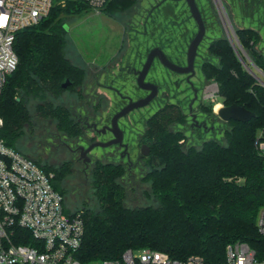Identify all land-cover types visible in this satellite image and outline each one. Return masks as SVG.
<instances>
[{"label": "trees", "instance_id": "trees-1", "mask_svg": "<svg viewBox=\"0 0 264 264\" xmlns=\"http://www.w3.org/2000/svg\"><path fill=\"white\" fill-rule=\"evenodd\" d=\"M137 2L107 0L101 9L119 17ZM205 2L213 6L212 0ZM91 9L82 1L65 0L64 5L53 6L39 24L17 34L14 50L19 64L0 100V118L4 123L0 139L16 151L20 152L16 142L31 122V100L35 101L37 119L52 118L61 133L80 134L70 110L51 107L49 100L65 92L78 95L76 88L85 84L86 69L66 56L64 25L67 18L81 16ZM151 26L160 30L162 25ZM131 27H125L129 35ZM162 33L163 30L151 32L161 36ZM236 34L264 73V53L256 48L262 42L261 35L250 28L236 29ZM208 52L209 59L200 66L203 77L218 85L224 106L238 105L255 117L247 123L225 122L222 137H218L216 129L208 138L210 135L202 134L188 137L183 130L175 129L174 125L186 123L185 115L176 106H167L152 115L144 138L151 149L149 170L142 181L149 185L148 195L156 205L127 208L126 192L119 182L126 170L112 165L93 169L92 188L98 208L84 205L73 211H82L85 222L77 253L82 264L116 260L127 250L144 249L164 252L180 261L200 256L206 264H222L227 247L237 242L248 244L259 257L264 256V236L257 226L264 208V154L259 149V143L264 142L260 135L264 130V86L245 69L226 37L213 40ZM67 79L72 85L63 89ZM213 107L210 103L202 111L216 117ZM52 171L53 186L65 198L66 206L63 182L72 168L64 164ZM20 232L28 235L26 231ZM15 242L23 244L17 239Z\"/></svg>", "mask_w": 264, "mask_h": 264}, {"label": "flooded vegetation", "instance_id": "flooded-vegetation-1", "mask_svg": "<svg viewBox=\"0 0 264 264\" xmlns=\"http://www.w3.org/2000/svg\"><path fill=\"white\" fill-rule=\"evenodd\" d=\"M167 1L161 0L150 9L147 16L143 19V32L137 31L133 22L126 23L124 26L125 28L127 24H129V27L132 25L130 28L131 32L136 31L137 37H143L145 38L144 40L153 37L154 42L147 48L145 54L141 53V51L131 52L129 49L122 48L119 54L106 67L99 68L84 64L89 69V73L95 78L93 80L95 85L92 90L88 92L90 87L85 84L77 87L78 98L70 106L66 104L63 95L50 98V106L69 109L74 124L81 129L80 134L77 136H68L57 129L60 134L58 136L59 140L57 142L55 140L52 141L60 151L61 165L66 164L73 169L76 165L81 164L85 170H93L101 165L118 166L129 172L144 169L147 167L145 161L151 154V149L144 141L147 132V122L152 115L171 105L178 107L185 115L184 130L189 131L190 136L201 134L208 136L216 133L215 130L217 128L209 120L210 114L202 111V107L210 104L206 96L209 86L207 87L208 82L206 79L198 75L197 69L198 61L203 63L210 57L208 52L210 44L206 49L201 50L204 43L208 40V29L212 23L216 26L218 19L222 21L225 27V23L228 24V21L231 22L232 18H235L237 29L250 28L259 34L263 33L264 0H221L224 8H218L215 4L212 6L210 2L205 4L203 0H196L205 25V37L197 50L194 73L181 74L173 72L162 64L159 57H156L145 80L146 83L157 88L154 100L148 106L134 110L119 119L118 125L122 133L121 143L114 144L108 148L97 147L86 156H82L83 150L81 148L86 150L96 143L106 144L117 140L112 131L114 117L131 102L144 100L152 94V90H144L137 84L138 74L147 62L151 51L159 49L174 65L180 68L188 67L189 47L198 34L199 27L184 0H172L174 6L171 10H163L168 14V18H172V21H169L171 23V34L169 37L165 38L162 34V36L159 35V39H155V35L147 33L149 24L157 23L156 19L161 14L160 11ZM238 15L241 18L246 17L245 19L247 20H240L242 23H239ZM247 21L250 23L248 26L246 25ZM124 43L125 41H123V46ZM132 44L133 42H131V47ZM116 68H118V73ZM95 72H99L101 78H104L103 81L96 78ZM118 84H122L123 87H118ZM128 85H130V88H128ZM100 91L110 93L111 97L106 95V93H99ZM190 95L191 97H189ZM161 102L163 104H160ZM154 104H159L160 106L149 118L145 116L143 119V110ZM137 116L142 118L140 119L141 123L145 122V132L143 134H139L132 127L134 120L137 121ZM46 120L56 124L52 118ZM126 131L131 134L129 138H127ZM144 147L149 148L148 155L143 154ZM96 149L103 151L101 153L102 157H95ZM93 155L95 156L93 157Z\"/></svg>", "mask_w": 264, "mask_h": 264}, {"label": "built area", "instance_id": "built-area-1", "mask_svg": "<svg viewBox=\"0 0 264 264\" xmlns=\"http://www.w3.org/2000/svg\"><path fill=\"white\" fill-rule=\"evenodd\" d=\"M53 1L0 0V100L19 64L14 50L17 34L47 17ZM78 1L100 10L107 0ZM218 92L217 84L207 88L206 96L214 104V113ZM3 124L0 119V129ZM259 149L264 154V142L259 143ZM53 179L54 174L46 173L34 160L0 139V264H82L77 253L85 233L83 213L67 211L65 198L54 188ZM257 226L264 236V208ZM16 239L23 244L16 243ZM94 264L206 263L200 256L180 261L164 252L144 249L127 250L119 259ZM222 264H264V256L259 257L246 243H235L227 247Z\"/></svg>", "mask_w": 264, "mask_h": 264}, {"label": "rangeland", "instance_id": "rangeland-1", "mask_svg": "<svg viewBox=\"0 0 264 264\" xmlns=\"http://www.w3.org/2000/svg\"><path fill=\"white\" fill-rule=\"evenodd\" d=\"M61 1L62 0H54L53 6L64 5L63 3H61ZM160 1L161 0H138L136 6L132 7L129 11L122 14V16L120 15L119 17L109 15L102 9H91L81 16L67 18L66 24L64 25V28H67L65 34L66 56L76 65L82 66L86 69L88 76L85 85L90 87L88 92H90L95 85V82L93 81L95 78L91 73H89V69H87L84 64H90L99 68L106 67L109 62L119 54L122 48L129 49L131 50V52L141 51V53L145 54L147 48L152 44V42H154L153 37H149L148 39L144 40L145 38L143 37H137V34L134 31H130V37L128 29L125 30L124 26L126 23L133 22L135 29H137V31L139 32H143V19L147 16L148 12L155 5V3ZM212 1L213 6L214 4L216 5L214 0ZM203 3H206L205 0H203ZM173 6L174 4L172 2H167L160 11L161 14L156 19L158 25H162L159 28H161L160 30H163L162 34L165 38L167 36L169 37L171 34V23H169V21H172V18H168V14H166V12L163 10L166 9L167 11H170ZM238 17L239 23H242L240 22V20H247L245 19L246 17H243L244 19L239 15ZM217 23L218 24L216 26H214L212 23V25L209 27L207 34L208 40L204 43V46L201 49L202 51L203 49L207 48L211 40L223 37H226L228 39V35L222 21L218 19ZM231 23L236 32L238 26L235 23V18H232ZM151 24L152 23H150L148 26V33L151 34V32L153 33L154 30L159 33L160 30H158L155 26L152 27ZM154 24L156 23L153 22V25ZM249 24L250 23L247 21L246 25L248 26ZM260 34L262 37V42L256 48L264 53V32ZM155 36V39L160 38L159 34H156ZM123 41H125L124 46ZM131 42H133L132 47ZM245 54L250 58L249 53L246 50ZM197 63V69L199 73L198 75H201L200 77H202L203 75L201 74L199 68V66L202 64V61H198ZM117 71L118 68H116V72ZM95 76L100 81H103L104 79L101 78L99 72H95ZM195 82L197 83V81ZM210 84L212 83H208L207 87ZM118 87L122 88L123 85L118 84ZM128 88H130V85H128ZM99 93H106V95L111 97V94L108 92L100 91ZM61 95H63L66 104H68L69 106L71 104H74L76 99L78 98V96L72 92H65ZM189 97H191V95ZM217 103L222 107L223 103L220 97H218ZM160 104H163V102H161ZM159 106V104H154L144 109L143 119L145 118V116L146 118H149ZM34 107L35 101L31 100V102H29L28 104L30 115L32 116L31 122L25 128L21 138L16 142L15 147L24 155L36 161V163L44 171L45 169L43 168V166L49 169L50 173L54 174L52 170L61 165V155L59 149L55 146L52 140H55V142H57L59 140L58 136L60 134L54 122L36 118V116L34 115ZM140 119L142 118H140V116H137V121L134 120V125L132 127L139 134H143L145 132V122L141 123ZM209 120L212 122V125H215V127L217 128L219 132L218 137H222V133L224 131L223 129L226 127V123L222 121L217 115L216 117L210 115ZM173 127L175 129L183 130L184 132H186L187 136L190 137V132L184 130L185 126L174 125ZM126 134L127 138H129L131 135L128 131H126ZM260 135L264 137V130L260 133ZM209 137H211V135L208 136V138ZM101 153H103L102 150L96 149V156L93 155V157H102ZM145 164L147 165V167L142 170H132L131 172L126 170L125 176L119 181L126 192L125 206L127 208L132 209L137 207L156 205V202L154 200H151L152 198L148 195V193L151 194L149 185L145 184L142 181L143 177L149 170L148 159L145 161ZM91 177L92 170H85L83 165L79 164L72 169V172L63 182V188L67 191V194L65 196L66 208L69 211L73 212L75 209H82L84 205L90 207L93 210H96L98 208V201L94 196Z\"/></svg>", "mask_w": 264, "mask_h": 264}, {"label": "water", "instance_id": "water-1", "mask_svg": "<svg viewBox=\"0 0 264 264\" xmlns=\"http://www.w3.org/2000/svg\"><path fill=\"white\" fill-rule=\"evenodd\" d=\"M184 1L187 3L188 7L190 8L191 14L199 27L198 34L196 35L194 40L191 42L190 47H189L188 67L180 68L174 65L162 54V52L159 49H155L151 51L147 59V62L145 63L143 69L138 74L137 84L139 85L140 88L144 90H152L153 91L152 94L144 100H140L134 103L131 102L126 108H124L119 114H117L114 117L112 131L114 135L116 136L117 140L110 142V143H106V144L96 143V144L91 145L86 150L84 148H81L83 150V154H82L83 157L86 156L88 153H90L93 149L97 147L108 148V147L113 146L114 144L121 143L122 133L118 125L119 119L125 117L126 115H128L130 112L134 110L148 106L154 100V98L156 97L157 88L149 83H146L145 80L156 57H159L162 64L173 72L181 73V74L194 73L197 50L205 37V25L201 17V14L199 12V9L197 7L196 0H184ZM214 2L216 3V6L218 8H224L221 0H214ZM225 28H226L227 35H228V40L231 46L233 47L237 57L239 58L243 66L245 67V69L251 75H253L259 81V83H261V85L264 86V73L245 54V50L237 37V34L232 26V23L230 21H228V24L225 23ZM71 85H72V82L67 79L65 83H63L62 88L67 89ZM17 101L19 102L20 99H17ZM215 114L224 122L235 121V122L247 123V122H250L255 117V114L251 113L250 111L238 105H232L228 107L223 105L221 109ZM148 152H149V148L144 147L143 154L148 155Z\"/></svg>", "mask_w": 264, "mask_h": 264}, {"label": "bare ground", "instance_id": "bare-ground-1", "mask_svg": "<svg viewBox=\"0 0 264 264\" xmlns=\"http://www.w3.org/2000/svg\"><path fill=\"white\" fill-rule=\"evenodd\" d=\"M221 109V105L217 103V105H215V111H219Z\"/></svg>", "mask_w": 264, "mask_h": 264}]
</instances>
